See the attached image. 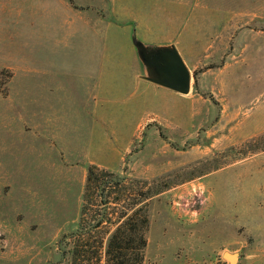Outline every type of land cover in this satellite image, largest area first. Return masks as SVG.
<instances>
[{"label":"rangeland","instance_id":"1","mask_svg":"<svg viewBox=\"0 0 264 264\" xmlns=\"http://www.w3.org/2000/svg\"><path fill=\"white\" fill-rule=\"evenodd\" d=\"M63 2L0 0V264H106L108 239L138 209L143 264H230L226 251L264 264V0H155L156 27L182 26L215 53L196 43L192 92L155 93L129 139L118 129L129 95L109 98L107 140L104 106L77 76L70 92L41 87L67 71V46L52 40L67 36ZM91 165L109 174L87 191Z\"/></svg>","mask_w":264,"mask_h":264},{"label":"crops","instance_id":"2","mask_svg":"<svg viewBox=\"0 0 264 264\" xmlns=\"http://www.w3.org/2000/svg\"><path fill=\"white\" fill-rule=\"evenodd\" d=\"M64 2L68 13L67 36L52 40L56 45L65 43L67 46V59L62 58L64 62L69 61L66 67L67 71L61 70L65 66L53 68L50 85L47 77L48 79L43 80L41 87L46 91L67 90L70 92L68 85L71 79L77 76L83 98L87 97V101H91L93 98L97 101V106H104V110L101 111V115H104L102 116L104 122L100 124L106 125L105 128L100 126L99 130H96V136H99V139L106 138L107 140L108 137L107 100L109 98L116 100L121 97L119 94L127 93L129 95L127 97L129 101L124 105L126 110L120 111L121 114L128 117L127 124L126 118L118 120L120 125L118 129L125 134L123 136L125 139H129L132 116L141 108L150 109V106L155 105L157 107L158 100L155 98V93L188 95L178 93L140 76V61L132 39L133 31L146 42L174 43L190 68H195V64L191 66L189 61L196 60L198 54V50H195L196 43L200 44L205 41V38L200 39L198 36L190 39L188 31L184 38L185 32L182 26H180V30L176 27L173 33L162 30V27H156L154 14L157 11H163V9H157L155 0H64ZM177 14L180 16L182 24L184 11L181 6ZM230 27L229 23L225 24L222 36L226 34L233 36L230 33ZM177 29L178 33H175ZM204 43L206 44L205 49L213 47L215 53V41H205ZM222 43L227 44L229 41L226 42L223 36L217 41L218 45ZM62 56L65 57V55ZM56 60L60 61L58 58ZM65 72L68 74V80H65ZM16 82L17 71L15 70L10 83L11 89ZM137 92L142 95L139 97L131 95ZM148 111L150 112V110ZM184 112L186 113L185 110ZM140 125L141 123L138 128ZM136 132L137 130L134 134Z\"/></svg>","mask_w":264,"mask_h":264},{"label":"water","instance_id":"3","mask_svg":"<svg viewBox=\"0 0 264 264\" xmlns=\"http://www.w3.org/2000/svg\"><path fill=\"white\" fill-rule=\"evenodd\" d=\"M132 39L140 61V76L181 94H189L194 73L174 43H150L133 31ZM230 264H241L243 252L224 253Z\"/></svg>","mask_w":264,"mask_h":264},{"label":"trees","instance_id":"4","mask_svg":"<svg viewBox=\"0 0 264 264\" xmlns=\"http://www.w3.org/2000/svg\"><path fill=\"white\" fill-rule=\"evenodd\" d=\"M107 174L109 173L106 171H96V167L91 165L88 170L87 191H89L94 184H96L98 188L101 187L102 178H100V176ZM105 190V188L104 190L102 189L100 192L101 196L104 195ZM84 211L85 208L83 213ZM138 213L140 214L139 218H137ZM103 218L98 220L93 226L98 227L104 221ZM148 223V214L142 209L135 211L134 215H129L108 239L106 247V264H143L144 249L147 245L146 228ZM80 237L83 239L84 234L81 233ZM93 237L94 235L89 232L87 240L90 241ZM88 244L89 243L86 245Z\"/></svg>","mask_w":264,"mask_h":264}]
</instances>
